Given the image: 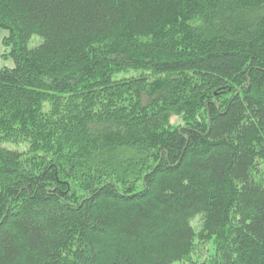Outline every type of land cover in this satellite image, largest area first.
Segmentation results:
<instances>
[{
	"label": "trees",
	"instance_id": "16d2710c",
	"mask_svg": "<svg viewBox=\"0 0 264 264\" xmlns=\"http://www.w3.org/2000/svg\"><path fill=\"white\" fill-rule=\"evenodd\" d=\"M0 30V264H264V0H0Z\"/></svg>",
	"mask_w": 264,
	"mask_h": 264
},
{
	"label": "rangeland",
	"instance_id": "374dc122",
	"mask_svg": "<svg viewBox=\"0 0 264 264\" xmlns=\"http://www.w3.org/2000/svg\"><path fill=\"white\" fill-rule=\"evenodd\" d=\"M8 36V33L4 30H0V70L3 68H13V62L11 60H5L3 58V55H5L8 51L4 48L3 46V40ZM40 41V38L35 37L33 38V41L31 42L32 46H35L36 44H38V42ZM172 123L177 122V118L176 116L171 118ZM264 170V163L261 165V167ZM193 226L197 227L198 226V218L196 220L193 221L192 223ZM213 249V246H212ZM200 258L202 261H204L205 258H207V252L205 250H203L200 253ZM201 261V262H202Z\"/></svg>",
	"mask_w": 264,
	"mask_h": 264
}]
</instances>
